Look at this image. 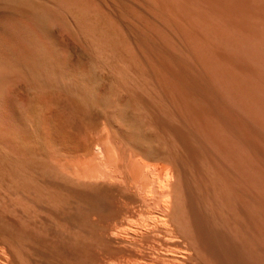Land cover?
<instances>
[{
	"label": "bare ground",
	"instance_id": "6f19581e",
	"mask_svg": "<svg viewBox=\"0 0 264 264\" xmlns=\"http://www.w3.org/2000/svg\"><path fill=\"white\" fill-rule=\"evenodd\" d=\"M145 1L171 17V29L177 8L193 14L203 52L177 59L146 35L130 38V27L142 26L135 5L0 0V238L20 264H32L28 239L47 233L30 227L37 213L61 236H74V247L81 236L95 242L117 230L96 224L117 209L97 205L100 174L84 161L70 167L59 159L90 153L84 134L98 121L108 146L142 168V187L131 181L142 192V236L162 228L175 237L179 264H264V28L257 21L247 38L255 51H244L226 23L192 0H178L170 13L175 0ZM106 146L98 149L102 158ZM121 227L126 232L115 238H129ZM60 258L51 264L67 263Z\"/></svg>",
	"mask_w": 264,
	"mask_h": 264
},
{
	"label": "rangeland",
	"instance_id": "374dc122",
	"mask_svg": "<svg viewBox=\"0 0 264 264\" xmlns=\"http://www.w3.org/2000/svg\"><path fill=\"white\" fill-rule=\"evenodd\" d=\"M140 1L141 0H137V4H136L135 3L136 0H102V2H104V4L107 5L108 8H110L111 10L115 9L116 6L119 5L120 3H124L129 6L135 5L133 7L134 10L135 11L140 10L139 12L142 14V26L134 22L135 23L134 27L133 28L130 27V32H129L130 38L131 37L134 38L136 35L141 36L142 38L147 36L151 44L155 45L156 47H162L164 48V50L166 49L165 50L166 52H169V54H171L173 57L176 56L175 58L177 59H180L181 57L187 55L191 57V59L193 60L196 59L195 57L198 55L199 52H203L204 49L200 48L201 45H199V43H197L195 40V36H200L201 32H200L199 24L197 22H194L195 16L193 14L187 15L185 10L177 8L174 11V15L170 14L173 15L174 17L172 18V23L176 24V27L172 26L173 29H171V26L169 25L170 22L169 23L167 22L168 19L170 20L171 17L164 15L165 17L162 18V16L152 13L151 9H149L152 4L149 3L147 4L148 1L145 0L141 2ZM177 1L178 0H175L171 4L168 12L170 11V8H172ZM192 1L195 4H198V6H200L202 9L206 10L207 13L212 17V19L215 22L221 20L222 22L226 23L225 25L227 26L228 29H230L229 31L234 36H238V38H240L241 46L244 51L247 50H251L253 52L255 51L254 47L247 42V38L248 35H251L252 30H255L257 28L256 27L257 21L264 23V0H192ZM131 16L133 17V14H131ZM132 17L129 18L132 20ZM161 19L164 20L162 21ZM260 22H259L260 25L259 28L263 29L264 27L260 24ZM162 29L165 30V32L164 31L161 32H163L164 35L166 34L168 37H170L167 39L168 41H162V39H160L158 30H162ZM208 42L214 46L216 40L214 37H210L208 38ZM208 51L206 54L207 55L209 54L208 57L210 58L212 54L211 52L209 53ZM258 51L262 53L264 52V42L262 43ZM221 56L222 55H220L218 59H220ZM213 58L214 57H211L210 59ZM103 129H104V125L102 124L101 121H98L96 123H93L90 126L89 130L85 132L84 135H86L88 140L92 143V148L90 153H88L87 155L76 154L74 155L75 157L70 156L68 158L66 157V159L65 157L59 159L61 163L70 165V167H75L77 163H78L77 166H81L82 165L81 162L84 161L86 163V166L90 165L89 166L90 171H92L95 175L100 174L99 177H101L100 178L101 180L98 179V182L99 181L103 182L105 186L104 189L100 190L97 195L102 198V202H99L97 205H100V203H102L101 206L99 207L103 208L102 206H104V210L106 213L110 209L117 208L118 210L116 209L115 214L101 218L100 219L101 221L99 220L98 222H96V224L99 223V225L102 226L104 225L108 227L113 226L117 228V230L120 229L119 227H121V225L125 224V226H127L126 229L128 230L130 229L128 234H126L125 236H128L129 234H131L132 236L129 235L128 236L129 238L127 237L124 238L123 236H121V238L124 239H121L120 236H118L121 240L117 236H116L117 238H115L117 232L125 231L124 229L125 226L124 227L122 226L121 228L124 229V230L120 229L122 231L112 230L111 232L109 231L107 233L109 234L107 236L106 234L104 235L100 234L103 235V237L95 236L96 237V239H94L96 240L95 242H91L92 241L91 238H94L93 236H87V238L86 236H81L82 238L76 244L77 246L76 249L75 248L76 246L74 247V244H72V241L69 239V238H73L74 236H61L59 231L56 228H55L56 230L54 229L53 226L54 224L52 223L51 219L43 215L42 212H40V214L37 213L30 220H28L29 225L34 230H38L45 226L47 227L48 234L46 233V235L44 236H35L36 237L35 239H33L34 238L33 236H30V238L31 237L33 238H31L30 240L28 239L29 244L27 245L26 250L30 254L32 264H35V262L37 261L44 262L45 264H51L52 257L53 259H56L57 257L60 258L61 255H62L61 258L57 260L67 262L66 264H70V262L68 263V261L72 259L74 261V263H72L73 261H71L72 264H76V263L93 264V262L95 264H100V263L108 264L109 261L113 263L112 257L115 256L118 257V255L119 258L124 259V262H122L123 264L126 262L127 257H129V255H130L129 258H133V259H129L132 260L130 262L137 260L135 264H137L138 261H141L140 264H142V257L143 259L144 258L147 259V260L144 259L146 262L149 260L148 264L149 262L150 264H163V263L166 264L167 262L169 263V261L171 260L177 262L178 264L181 263L180 260L182 255L181 253L183 252L180 246L178 247V240L175 239V237L172 238V236H168L162 228L155 229L153 232H151L149 235L146 236H142L141 232L139 233V231H142L141 229L142 227L139 226V225L142 226V195H141L142 192L140 194V192L137 189L138 187L139 188L142 187V172H141L142 168L141 171L140 170L138 171L139 167L136 168L137 165H135L136 163L133 162V160H129L127 162L128 160L127 158L125 157L122 158V155L114 152L115 150L112 147H110L111 146L110 144H108L109 141L108 138L106 137L107 135L105 133V129L104 131ZM101 145L104 146L107 145L106 158H102V156L99 155L98 149ZM88 155L89 157L87 158ZM71 157H73L74 159L77 157V160L70 162V159H73ZM78 157L82 158V160ZM67 162L68 163L76 162V163L75 165L72 163L73 164L72 165L70 163L68 164ZM79 163H81V165ZM85 163H83L84 166ZM131 181L132 182L134 181L133 184L137 183L135 186V188L137 189L134 188V185L132 184ZM137 185H141V186H137ZM139 190L141 191L142 189ZM134 212L136 213V215ZM132 213H134L133 215H135V217H133ZM11 219L13 220L14 218L11 217ZM93 219L96 218L94 217ZM136 225H138L139 227H137ZM136 227L138 231L137 229H135ZM132 228L135 229V231H137L138 233L134 232L132 234V231H134L132 230ZM113 231L115 232V234H113ZM89 237H91L90 241H89ZM99 237H101L102 241L100 240ZM84 238H86V241L91 242L92 246L93 244H95L94 247L92 248L88 244V242L84 240ZM32 239L33 241H31ZM128 239L129 241H127ZM116 240L119 242L115 243ZM80 242L82 243L83 247L86 245L90 246V247L86 246L87 249L85 250V252L88 251V253L86 252L87 255L85 252L83 254L84 249ZM99 244L102 245L103 247L102 246L99 247ZM78 245L81 246L82 248L81 253L85 255L84 256L85 258L83 257L82 254H80L81 248H79ZM179 251L180 254L178 253ZM117 252H122L121 254L122 256L126 255V253H129V255L128 256L126 255L127 257L124 256V258H122V256ZM55 253H57V256L53 255ZM157 253L159 254V258L156 259L155 254ZM173 253L176 256H174ZM149 254L150 257L151 256L154 257L153 259L155 260H153L152 257L150 258ZM87 256L91 257L92 260L91 259L87 260L86 259ZM66 258L68 259V261ZM110 258L112 259V261L110 260ZM94 259H96V262ZM89 260L91 263H89ZM129 260H127L128 263L126 262L125 264H132L129 262ZM98 261L99 263H97ZM0 264H20L18 260L14 257V255L8 250L7 246L4 245L2 236L0 238Z\"/></svg>",
	"mask_w": 264,
	"mask_h": 264
}]
</instances>
